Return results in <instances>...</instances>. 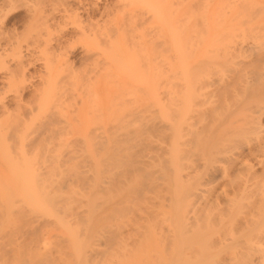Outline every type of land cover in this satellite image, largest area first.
<instances>
[{"label":"bare ground","instance_id":"obj_1","mask_svg":"<svg viewBox=\"0 0 264 264\" xmlns=\"http://www.w3.org/2000/svg\"><path fill=\"white\" fill-rule=\"evenodd\" d=\"M3 1L4 2L1 4L2 6L0 7V18H2V17L4 18L5 16H8V14H9L8 12L10 10L12 11L13 9H15L18 5L17 2L19 3L20 0L19 1L18 0H3ZM47 1H50V3L49 2L46 3ZM47 1L45 3H46V6L48 4L51 5V6L49 5L50 10L48 9V6L47 7L44 6L43 1H41V2L39 1V2H40V4L43 2L42 5L44 7H46L47 9H43L44 8L43 6H42V8H38V9H36L34 7H33V9H31L28 7L29 11H30V12L29 11L27 12V13H30L29 14V20H28L29 21L28 26L31 27L30 29H32V27L35 29L38 27L40 28L43 25L45 27H47L49 25L47 23H49L51 21L50 19H49L50 21L48 20V18L50 16H52L53 17L52 19H54V18H56V16H54L56 12H61V13L63 12L65 14L61 15L62 16L61 21H57V22L55 21L56 22L55 23L53 20V22H54V23L52 22L53 25L51 23L50 24H51V26L54 27V32L55 31L57 32V29H58V31H59V29L64 31V28L67 30V28H68L67 25H70V26H72L71 24L76 25L75 18L78 15V13L76 11L80 10V9H83V12L85 11V13L87 12L86 14H88V16L90 18V20H89L90 24L92 26H94L92 28V26L90 24H89L90 26L86 25L87 26L86 30L89 27L90 32L91 31L95 32V30H96L95 28H97V29L99 28L98 27L99 24H95L94 22H96V21L92 20V18H93L92 16H94V14H95L94 12L96 10H95V8H93L91 1L76 0L75 3L78 6H76L74 9H72L73 5H71L72 8H69V7H71V6H68L69 0H56V1L55 0L54 1L47 0ZM120 1H122V0H120ZM124 1L139 3L140 5L149 4V6H151V7H149L147 5L149 7V11L152 10V12H154V15H156V17L158 16L157 21L159 19L160 23L163 24L164 27L162 25L161 26L165 30L169 31L168 34L170 35V38L172 40V41H170L171 46L176 47V45L179 44V42H178L179 33L177 35V31H178L177 28L178 27L176 26V24H174V22H176L177 20L174 22L171 20L173 23L172 22L170 23V21H169V19H171L170 15L166 16V13H167L166 10L167 9H166V5H165L166 3L165 2H162L161 0H130V1L124 0ZM40 4H38V5H40ZM59 6H61V8ZM148 7H147V9H148ZM11 11H10V13H11ZM162 11H166V13H164ZM163 13L165 14L164 16H166V18H163L164 17ZM73 16H75V17L73 18ZM171 16H173V15H171ZM98 17H99V15H98ZM167 17H169V19ZM129 18H128V20H130ZM175 18L176 17H173L172 19H175ZM69 20L70 21L74 20V21L70 22ZM86 20H87V18H86ZM104 21H105V19H104ZM168 22L170 25H168ZM124 23H126V22H124ZM80 24H82V22ZM80 24H78V26ZM93 24H95V25H93ZM106 24H107V22H106ZM166 24H167V27L170 26V28L168 27V29H167ZM102 25H104V24H102ZM124 25L126 26V24H124ZM1 26H3V25H1ZM90 27L92 28V30L90 29ZM103 28H105V27L103 26ZM103 28L102 27L100 28L101 34H102ZM124 28H126V27H124ZM68 30L72 31L74 29H68ZM112 30H113V28H112ZM239 30H241V29H239ZM243 30L244 31L247 30L246 32H248V29H246V30L243 29ZM32 31H35V30H32ZM79 31L80 32L84 31V33L86 32L84 28H82ZM107 31H108V29H107ZM124 31L126 32V30H124ZM161 31H162V29H161ZM244 31H242L241 33H239V31L236 33V31H235L233 34L234 36L237 34L236 35L237 37L235 36L236 37L235 40H233L234 38H232L233 35L231 34V39H232V40L230 39L231 44H232V42L233 43L235 42L234 44H237V46H234V48H232V45L230 44L231 47L230 46L229 47L234 49V50L233 51H231V50L226 51V53L224 52L223 54L226 57L222 56L224 58V59L222 58L223 61H227V59H229V61H230V59L232 60L235 56H237L235 58H238V57H241L243 55V53H242V52H244L243 47L241 46L242 51H240L239 45H241L242 42L248 40L246 37L247 35H248L249 40H250V38L254 39V40H250V41H254L253 42L254 45L253 44L252 45L253 46L256 45L255 47L257 48V50L258 49L260 50V51H258L257 58L259 56H262V57H260L262 59L264 58V53H263L264 35L262 36V34H260V33H256V35L253 34L254 33L253 29L251 30L253 32L250 31L247 34H246V32L244 33ZM3 32L4 31L2 30L0 33H3ZM51 32H52V29H51ZM56 32H55V34H56ZM60 32H62V31H60ZM103 32L106 34L109 33L106 31H103ZM10 33H12V32H10ZM29 33H31V32H29ZM49 33H50V31H49ZM95 33H97V32H95ZM111 33H112V31H111ZM106 34H103L102 36L107 37ZM109 34H108V36L110 38L105 37L106 38L105 41L108 38L110 40H113L111 38L113 35L112 34L109 35ZM127 34L128 33L126 32V35ZM249 34H250V37H249ZM257 34H258V36H257ZM10 35H12V34H10ZM59 35H60V33H58V36ZM61 35H63V34H61ZM92 35H94V34H92ZM14 36H16V35L9 36L8 40L11 41V38ZM17 36H19V35H17ZM26 36H27V34H26ZM49 36L47 35V39H44V42H43L46 45V47L49 45L50 41L52 40ZM122 36H124V35H122ZM122 36H120V38ZM239 36L242 38L240 39ZM22 37H23V35H22ZM100 37H101V35H100ZM115 37H117V36H115ZM124 37L126 39V36H124ZM128 37L132 38L131 33H130V36H128ZM128 37H127V39H129ZM16 38H18V37H16ZM57 38L59 39V37H57ZM208 38H209V36H208ZM255 39H257V40L255 41ZM17 40H16V45H14V47L12 48L13 49L12 53H14V52L15 53L14 54L7 53V57L9 55H13V57H15V59L20 58V59H17V60H19L17 62H19V65L21 64V68H19V70H17V71H19L18 73L21 75L18 74V77L20 76V79L18 81H16L15 79H14L15 82L13 81V83L12 82L9 83L7 81L9 84L8 83L6 84L8 86L5 89V92H4L5 94L6 93L9 94L11 92L14 94L15 97L20 98V100H21L22 99L21 96L23 95V92L27 89V87L29 88V86H27L26 82H25V81L29 82V80L26 79L27 78L26 77L27 67L35 65L36 61H39L42 59L44 61V59H46V58L43 56H46V55H48V56L44 62L45 63V67H44L45 70L44 71H46V73L44 75L40 74L41 78H42L41 80H43L42 81L43 82L42 88H41L42 84L40 85V87H38L39 84H36L37 86L32 84V86H35V88L37 87L36 89L34 88V92H39V93H36L37 95L33 94L35 97L32 99L34 100L33 103H35V105L30 104L31 100L29 101V104H30L29 106L25 105L26 103L21 104V103L17 102V104H15V108L13 106V109H12V108L8 107L3 102V99L0 97V264H65L67 262L66 259L68 260V258H66L68 256L65 255L67 253L66 248L67 249L70 248V246L68 247L69 243H67L68 245H66V242L68 241V239L69 238L71 239V241L69 239L70 245L72 243L71 246H73V248L77 251L80 250V246H79L80 242L78 241L79 240L78 236H77L78 233L76 230V229H78V227L74 228L72 226L73 227L72 228L71 225L73 222L71 223L69 221L71 224L70 223L68 224V220H67V216H68L67 215L68 214L67 213V206L69 205V204H67L68 203L67 197L70 196L69 193H73L75 191L70 192V189H72L71 188L72 185L70 186L68 181H69V178L71 176L66 177V171L71 168V167L68 169L66 168V161H65L66 160V157H65L66 154H64L65 149H67V148H65V146L68 145V143H67L68 137L67 136H68L69 132L66 130L65 125H63L64 124L63 123L64 110L62 108L63 105L61 103V101L63 102V100H61V99H63V97H64V92H66L65 86H68L67 85L68 82H70V87H71V84L73 86L74 84H77V82H80L78 80H81L82 78L85 79L86 77H84L83 75L81 76V75L76 74L75 71L70 69L68 65L64 66L65 64L62 63L64 61H62V62L60 61L61 64L58 62L59 64L56 65L55 69H54L53 64H52L53 60H52L51 64H50V62L48 63V61H49L48 57L51 56V54L50 55L48 54L49 51L48 52L46 51V49L48 47L47 48L45 47L46 49H44V50L43 49L40 50L42 53L44 52V54L47 53L46 55L42 56L41 55L42 53L40 54L41 56L36 55L37 53L35 54V50L32 49L34 47L36 48V45H34L35 42L37 41V40H35V37L32 40V42L28 41L27 39L25 41H23V42H26V43H24L26 45L25 50H27L29 52L28 55H26V56H25V54L24 55L22 54V49H21L22 45L20 44L22 42V39L20 42L19 41L17 42ZM119 40H120V42H122L121 41L122 39H119ZM119 40H118V42H119ZM120 42H119V44H120ZM122 43H124V42H122ZM135 43H136V41H135ZM142 43H143V41H142ZM152 43H153V41H152ZM245 43H243V44H245ZM109 44H110V42H109ZM117 44L118 43H116V46L119 47V51H120L121 48H120L119 44L118 45ZM137 45L140 46L141 43L137 44ZM142 45H144V44H142ZM111 46H112V48H114L112 43H111ZM145 47H146V45H145ZM68 48H70V47L68 46ZM124 48L127 50L122 48V50H123L122 53L124 51H127V53H125L124 56H126V54L128 56V54L130 53L129 48H128V46L124 47ZM115 49L117 50L116 47H115ZM177 49L179 51V48H177ZM182 49H184V50H182ZM182 49H181L182 52L179 51V53H180L179 55H181L180 57H182V58L185 56L187 57V55L182 54V53H185V52H183V51H185V48L183 46H182ZM52 50H54V49H52ZM153 50L158 51L157 48H155ZM163 50H162V52H163ZM261 50H262V52H261ZM36 51H39V50H36ZM111 52H113V50ZM118 52H116L115 54H117ZM152 52H153V54H156V56L155 55H149V56H152L153 58L150 60H147L149 63L147 61L145 62L147 64V65L145 64V67L143 66L144 63L140 64L141 63L140 61H137V62H139V63H137V62H135L136 61L135 59L132 60V58L137 56L136 54L135 55L130 54V55L134 56V57H131L130 61L128 59H126L125 61L123 60L124 62H121L122 60L121 61L119 60V61L121 64L123 63L122 65L125 66L126 71L124 69L123 73H124V75L126 74L125 76H128V78L134 79L135 77L136 78L138 77V79H140L139 77L141 76V79H143L145 77L143 75H145L146 73L148 75H150L149 76L150 80L148 79L150 86H152L151 85V82H152L153 87H154V85L156 87L155 90L157 91V93H158L160 88H163L160 90L164 91V93L166 95V97H164V98L167 99V97H168V99H167L168 101H166L167 103H164V101L162 102L161 100L163 98L159 96L158 100H155V101H157L156 104L158 105V110H156V113L153 112L154 107H152L153 108L152 110L145 107L143 109L142 108L137 109V111H135L136 110L135 109L134 110L135 112L132 110L134 112V113L131 112L132 114H129L130 113L129 111H131V110H129L128 112L125 111L126 113H128L129 118L131 116L129 121H128V119H126L124 117V116L128 117L127 115L124 114L123 117L121 115L122 118L120 119V123H118V125L121 124L120 126H122V124H123L122 120H126V121H124V125H123L124 127H122L123 130L128 129V128H125V125H126V127L128 126L129 129H131V130L128 129L129 130L128 132H127V130L124 131L125 133L126 132L127 133L126 134L124 133L126 135V138L124 135L125 139H123V140H124V142L127 143V145H126V143H125V145H121V143H119V141H122V140L117 138V137H119V135L117 137H115L114 146L112 148V149H114V152L111 153L112 154V156H110L111 159L108 158V160H106L107 163L109 161L108 167L109 166L110 167H109L108 173L110 172L109 174H111V177H110L111 178V185H108L111 187L109 189L108 197L112 198L113 202H115V203L112 202V199H110V198L108 199L106 197L108 200L107 203H109L108 204L109 207H112L111 209L108 208L111 211V213H109V215H107V217L105 216V220H103L104 215H103V210H101L99 212L100 214L99 213L98 214L103 215V216H100V219L103 222L99 219V221H101V222L96 221V223H98V224H94V226L98 225L99 227L98 226L97 227L100 230H104L106 228V231H108L109 228L107 225H109L108 223H111L109 221L112 220V222H113V219H111V218H113V215L117 216L119 213H120V215H122L121 213H123L124 217L123 216H121V217L124 219H126L128 217L127 215H129V214L131 217H134L135 218L134 220H132L131 217H130L131 220L129 218H127L128 220L126 219L127 223H129V221H131L132 225L135 224V220L137 219L136 220L137 225L135 224L134 226H135V228L137 226V230L138 229L140 230L139 231L140 233L138 235L136 234L138 236V238L141 236L139 239L136 238L139 242L137 244L139 247L137 250H136V248H134L136 250V251L134 250L135 255H133V253H128L129 251L131 252V250H129L130 248L129 249L127 248V253L125 251V253L129 254V256L132 254L133 258L129 257L128 255L127 256L129 257L128 259H132L131 261H133L135 264H264V123L262 121V119L264 117V85L262 86L263 88L260 89V92H258V93L255 92L256 95L254 98H252L251 100L248 99V101H246L244 99L245 100L244 104L242 101V105H239L240 107H238L237 109H235L233 111H230L229 113L227 112V116L224 118V120L223 119L220 120V117H219V120H217L216 118H213V116L211 115L212 120L204 126H201V127L198 126L199 127L198 128L196 125V121H192L193 118L195 117L194 115H198L200 117L202 115V113L203 114L208 113V112L211 113V110H212V109L211 110L209 109V111H207V112H204V111L201 112V108H199V109L196 108V107H199L198 101H199L200 97L202 98L204 96L203 93L205 92V90L203 93L198 92L199 90L197 88L199 86V83L202 86L205 85V84H202L204 82H201L205 79V77H204L205 75L203 73L204 70H202L203 68L197 69L199 66H197L194 70L192 68V71L195 72V73L193 72L194 74H192L191 68H189V69L187 68L189 72L185 71L183 69V67H185V66L189 67L186 64V60L182 59L183 60V63H182L181 62L182 60L180 59L181 61L180 60L179 61L183 67H181V68L179 67V68L181 69V71L184 70V71H182L183 72L182 76H183V79L185 78L183 80V82L186 85L183 83L184 87L182 86L183 87L182 88L180 85V90H178L179 87H175V86L176 85L178 86L181 83L177 84V83H172V82L175 81V78H174L175 76H173V75L176 73L175 68L177 65H179V63L176 64L177 61H175V62L172 61L171 60L172 57L169 59L170 60L169 65H171L170 69L173 73L172 74L173 77L170 78V77H168L169 76L168 74H167L168 76H166L164 74V73L168 72V69H166L167 70L166 71L163 69V67L161 68V65H159L160 61H161L159 59H161V58H159L158 52H161V51L159 50L156 53H154V51H152ZM186 52L188 53V51H186ZM246 52H248V51L244 52L245 55H246ZM252 52H251V54L253 55L254 52L253 53ZM259 52H261L263 54H259ZM1 54H0V57L3 55V54L2 55ZM119 54L120 53H118V57H119ZM159 54L163 55V53H159ZM164 54H165V52H164ZM162 55H160V56H162ZM239 55H241V56H239ZM23 56H25L27 58L26 61H23V58H24ZM124 56H122V54L120 55V57H122V58ZM145 57H147V56H145ZM58 58H59V56H58ZM61 58H59V59L61 60ZM129 58H130V56H129ZM187 58H189V56ZM249 58H250V56H249ZM166 59H167V56H166ZM111 60H113V59H111ZM255 60H258V59H255ZM115 61H117V59L114 60V62ZM243 61H244V59H243ZM252 61H254V60H252ZM25 62H26V64H25ZM114 62L112 61L111 63L116 66V64H115L116 62L115 63ZM238 62H239V60H238ZM259 62H263V61H259ZM2 63H0V64H2ZM94 63H98L97 60ZM111 63H110V65H111ZM66 64H67V62H66ZM121 64H119L120 70L122 68ZM200 64H202L204 66L205 63L203 64V62H202ZM208 64L209 63H207V66H208ZM238 64L241 66V63H238ZM166 65H167V63H166ZM225 65H227V64H225ZM243 65H242V67L239 66L240 68L238 69L237 72H238V75L240 74V72H242V75H240L241 80H242V78H245V80L247 81V79H249L251 77V75L249 76L250 72L253 75L254 72H252V71H254V70L250 69V67H245ZM3 66H4V63H3ZM254 66H253V68H255ZM260 66H262V65H260ZM4 67H6V65ZM59 67H61V68H59ZM193 67H194V65H193ZM227 67H229V65ZM262 67H260V70ZM0 68H2V67L0 66ZM235 68H237V67H235ZM245 68H249L250 70L245 69ZM170 69H169V71H170ZM220 69H221L220 71H222V68H220ZM255 69H257V68H255ZM122 70H121V72H122ZM234 70L235 69L230 71V73L233 72ZM257 70H258L257 71L258 75L260 74V77H261L264 73L261 74V71L259 69H257ZM214 71L215 72H213V73L216 74L217 70L215 69ZM248 71H250V72H248ZM144 72H146V73H144ZM208 72L205 71L206 74H208ZM257 73H256V75H257ZM48 74L51 77L52 81L47 80L46 77H49V76H47ZM61 74L63 76L65 75V76L63 77ZM84 74H86V73H84ZM210 74H212V73H210ZM11 75H12V73H11ZM15 75H16V73H15ZM175 75H177V74H175ZM256 75H255V78H258V77H256ZM44 76H46V77H44ZM60 76H62V78ZM86 76H88V75H86ZM198 76H199V79H198ZM196 77H197V79H195ZM231 77H233V76H231ZM234 77H235V75H234ZM169 78L172 81L169 80ZM200 78H201V81H199ZM6 79L8 80V78H6ZM58 79H59V81H57ZM87 79H90V76H88ZM91 79H93V78H91ZM30 80H32V79H30ZM53 80H55V81L53 82ZM144 80L145 79H143V81ZM197 80L199 81V83ZM261 80H263V79L261 78ZM9 81H10V79H9ZM243 81H244V79H243ZM227 82H228V80H227ZM169 83L170 84L172 83L173 85H170ZM247 83L249 84L248 81H247ZM250 83H254V82H250ZM58 84L60 85V87ZM233 84L234 83H232V86H233ZM196 85H198V86H196ZM201 85L199 86L200 88H201ZM256 85H259V83ZM169 86H170V88H169ZM172 86H173V88L174 87L175 88L173 89ZM234 87H236V85ZM56 88H58V89L56 90ZM64 88H65V91H64ZM247 88H248V86H247ZM250 88H252V87H250ZM69 89H72V88H69ZM69 89H67V91ZM175 89H176V91H174ZM203 89H200V90L202 91ZM243 89H244V87H243ZM253 89H255V88H253ZM208 91H209V89H208ZM54 92H56V93H54ZM68 92H70V91H68ZM226 92H228V90ZM32 93H33V91H32ZM223 93L226 94L225 92H223ZM57 94H58V96L56 97ZM224 94H222V96H220V97H223ZM229 94H230V92H229ZM3 95H1V96H3ZM240 95H243V94H240ZM246 95H248V94H246ZM227 97L228 96H226V98ZM12 98L14 99V97H12ZM203 98H205V97H203ZM1 99H2V101H1ZM156 99H157V97H156ZM231 99H232V97H231ZM17 100H19V99H17ZM17 100H15V102ZM22 100H24V99H22ZM203 100L206 101V98L202 99L201 102ZM223 100L225 101V99H223ZM235 100L236 99H234L233 101H235ZM23 102H25V101H23ZM51 104H52V106H50ZM220 104H221V102H220ZM209 106H212V105H209ZM200 107H201V105H200ZM228 108H229V106H228ZM215 109H216V107L214 108V110ZM214 110H212V111L214 113H217ZM220 114L218 112L216 115L218 116ZM213 115H215V114H213ZM83 117H84V115H83ZM159 118H163L162 122L164 121V119H166L167 123H165L166 124L165 126L162 125L163 126L162 127L161 125L159 126V124L154 123L155 122L154 120L156 119V122H157V119H159ZM85 119H88V118H85ZM207 120L208 119H206V121ZM160 121H161V119H160ZM118 122H119V120H118ZM131 122H133L134 125ZM201 123H202V121H201ZM135 124L136 125L138 124V127L132 129L133 126H135ZM86 125H88V124H86ZM130 125L131 126L133 125L132 128H130L131 127ZM154 126H156V127L159 126V128L157 127V129H156V127H154ZM234 126L240 127L239 131H236L237 127H234ZM118 127H117V129H118ZM160 127H162V128H160ZM86 129L88 130V127H86ZM120 129H121V127H120ZM120 129H119V132H120ZM112 130H113V128H112ZM123 130L121 129V131H123ZM86 133H87V131H86ZM87 134H85V135H87ZM248 134H250L251 136H247ZM83 136H84V134H83ZM90 136H92V135H89V138H90ZM132 137L133 138H139L140 137L142 140L140 139L141 141L139 142L138 141L139 139H132ZM121 138H122V136H121ZM86 140H87V137H86ZM95 140H97V139H95ZM133 140H134V142H133ZM135 140H137L140 144H138V142H137L133 146L132 144L136 142ZM97 141H99V140H97ZM128 141H131V143L132 142L133 143L132 144L130 143V145H129ZM243 141H244V143H243ZM251 142L252 143L254 142V143L251 145L250 144ZM102 143H104V142H102ZM122 143H123V141H122ZM141 144H143L141 149L140 148L136 149V150L133 149V148L137 147V145L140 146ZM246 144L251 145L248 147L247 150H245L246 148H244L246 146ZM121 147H122V149H121ZM70 148H71L70 149L71 152H74V151H72V147H70ZM74 149L76 151V148H74ZM95 152H97V150ZM102 152H103V150H102ZM74 154H72V155H74ZM85 154H86V152H85ZM101 155L102 154H99L100 158H102ZM100 162H102L104 164L105 161L103 162L101 160ZM81 163H83V162H81ZM105 165H107V164H105ZM256 165L259 166V168H256L255 167ZM93 167H95V166H93ZM257 169H259V172ZM97 170L99 171V168L96 167L95 171L97 172ZM89 172H91V169ZM74 173H76V172H74ZM95 174H99V176H101V172L95 173ZM99 176L96 178L94 177V178L98 180ZM67 178H68V180H67ZM72 179H73V177H72ZM76 180H77V178L75 179V182H76ZM223 180L227 181V183H228V184L226 183L227 186L231 187L230 188L231 191L228 192V194L230 193V195L216 194V192H218L217 188L220 185H222ZM70 182H71V180H70ZM107 183H108V181H107ZM69 187H70V189L68 190ZM84 189H86V188H84ZM226 189H225V192L227 191ZM74 190H76V189L74 188ZM92 190H93V188H92ZM76 191H78V190H76ZM221 192H222V189H221ZM80 193H82V192H80ZM107 193H108V191H107ZM223 193H224V191H223ZM151 195H153V196H151ZM88 197H91V196H88ZM71 198H72V196H71ZM72 199H70L69 201H71ZM114 199L116 201H114ZM107 200H105V201H107ZM91 201L94 202V197ZM142 202L144 203L143 205L141 204ZM110 203L114 204V205H110ZM151 204H152V206H151ZM137 205H140V207L144 208V210L147 209L149 213L146 215L145 213H147V210L144 211ZM144 205H146V206H144ZM86 206H87V204H86ZM95 206H96V204H95ZM82 207H84V206H82ZM96 207H94V209ZM136 207L138 208V210ZM151 207H152V209L155 208V210H152ZM156 207H157L158 211L156 210ZM78 208H77V210H78ZM149 208L151 210H149ZM75 209H76V207H75ZM134 209H135V213L138 211H141V210L144 211L143 213H144L145 218H147V220L149 219V221H147L148 223L150 221L154 222V221H152V219H155V223H157L156 221H160V225H162L161 222L163 221L162 223L165 225H162V226L159 225L160 229H158L159 226H156L155 223L153 224L150 222L149 224H152V225L147 227V224H144L145 221L140 219L141 216H142V219H145L143 217V213L139 212L141 214V216L138 218H137V216L140 215L139 213H136V214H138L137 216H132L133 214L136 215L133 212ZM104 210H105L104 212H106V213L109 212V211H106V208ZM70 211H68V212L70 213ZM92 211H94V210H92ZM71 212L73 214L75 211L74 212L71 211ZM124 212H126V213H124ZM129 212H131L132 214ZM89 213H90V211H89ZM124 214H126V215H124ZM160 215H162L164 217L161 218ZM156 216H158V217L155 218ZM79 217H81V216H79ZM91 217H92V215H91ZM159 217L161 218V220ZM77 218L78 217H76V219ZM98 218L99 217L97 216L96 219L98 220ZM122 218H121L122 223H120L121 220H118L119 221L118 223L121 225L124 224V225H122L124 227H127V226L129 227V225L126 223V220L124 221ZM158 218H159V220H158ZM90 220H91V218H90ZM139 220H140V222L142 221L143 225L140 226V223L138 222ZM84 221H85V218H84ZM133 221H134V223H133ZM93 222H94V219H93ZM76 223H79V221L74 223V225L77 226L78 224H76ZM101 223L102 224L107 223V224L102 225ZM118 223H116V224H118ZM131 223H129V224H131ZM158 223H157V225H158ZM100 224H101V226H100ZM126 224H127V226H126ZM89 225H92V223ZM121 225L120 226L117 225V228L119 227L118 228L119 230L117 228L116 229H117V231H119V232L122 231V233H123L124 230H122V228L124 229V227H121ZM132 225H130V227ZM144 225H146V226H144ZM102 226H104V227H102ZM143 226L145 227V229ZM142 227H143V229H141ZM146 228H147V230L149 228V230L147 231ZM100 230L97 229V232L98 231L100 232V233L98 232L99 235L103 234V231L101 233ZM133 230H135V229H133ZM143 230H145L144 234L142 233ZM109 231H110V229H109ZM146 231H147V233H146ZM78 232H79V229H78ZM105 233L108 234L109 232H105ZM122 233L121 234L119 233L120 235L117 233L118 236H116L114 238H117V240H118V238L120 236L121 237V238H119L120 243H122L124 241V239L127 240L126 242H123V243L127 244V242H128V244L126 245L128 247L129 239L131 240V238H134V237H132V235H131V238H130V236L128 235V236H125L126 237L125 238L124 236H122L123 235ZM141 234H143V236ZM66 235H69L68 239H66ZM91 235H93V234H91ZM108 235L104 236L105 239H106V237H108ZM136 235H134V236H136ZM144 235H145V237H144ZM102 236L103 235H101V238H102ZM99 237L100 236H98V238ZM110 237H108V239ZM127 238H129V239H127ZM141 238H143V240H144L143 242H142ZM108 239H107L108 242H104L103 241L104 239H102L104 244L106 243L105 245L102 243L103 244L102 246L106 247V246H108L107 244H109L110 250H118L117 248L121 249L119 242L116 239L113 240L111 237L112 243H113V241H116V243L114 242L113 244L110 242L111 239H109V240ZM99 240H101V239H99ZM140 241H141V244H140ZM116 245H119V246H116ZM105 247H104V249H107V247L106 248ZM140 249L143 253H145L144 251L146 249V253L148 252L147 254H149V253L152 254L151 252H154L153 255H156L155 256L156 258L154 257L155 259L152 258V260L150 258H149L150 260L149 259L148 260H146V259L141 260L140 256H142L143 253L142 254L137 253L138 250H139L138 252H140ZM143 249H144V251H143ZM102 250L103 249H101V251ZM72 251H73V249L70 250L69 252H72ZM104 251H106V250H104ZM121 251L123 252L122 249H121ZM114 253H116V252H114ZM108 254H110V253L108 252ZM119 254H117V255H119ZM136 254H138V255L136 256ZM143 255L145 256V254H143ZM124 256H126V255H124ZM69 257L71 258V256H69ZM108 258L109 257H107V259ZM107 259H106V261H107ZM91 261H92V259H91ZM134 263L127 262L126 264H134Z\"/></svg>","mask_w":264,"mask_h":264},{"label":"rangeland","instance_id":"obj_2","mask_svg":"<svg viewBox=\"0 0 264 264\" xmlns=\"http://www.w3.org/2000/svg\"><path fill=\"white\" fill-rule=\"evenodd\" d=\"M19 1V0H18ZM21 1V2H20ZM19 3L17 2V7L15 9H13L10 13V11L8 12V16H5L4 18H0V24L3 25L1 26L0 25V30L4 31L3 33H0V54L2 55L0 58V63H4V66L6 65V67L3 66V63L0 64V66L2 68H0V97L3 99V102L10 108L13 109V106L15 108V104L18 103H21V104H25V105H30V104H34L33 103V99L35 95H37L36 93H39V92H34V88L35 86H37L36 84H39L38 87H40V85L43 83L41 80V75H44L46 73L45 70V60L47 59V56L46 54H44V52L42 53L40 50L41 49H46V51L48 52V54L53 57H48V63L52 62L53 64V67L55 69V66L58 65L59 63L61 64L62 62L63 64H65L64 66H69L70 69L74 70L76 74L78 75H83L84 77H86L85 79L82 78L81 80H78L80 82H77V84H74L72 86L71 84V87H70V82L67 83L68 86H65L66 88V92H64V97L63 99V102L61 101L62 103V108L64 110V116H63V125H65L66 127V130L69 132L68 134V145L65 146V151H64V154L65 157H66V168H70V169H66V177H70L69 178V185L71 186L72 185V189H70V187L68 188V190L70 189V192H73V193H69L70 194V198L67 197V200H68V203L69 204L67 206V220H68V224L71 222L72 225L71 227L73 226L74 228H77L79 229V232H78V229L77 230V236H78V241L81 243H79V246H80V250L77 251L73 248L72 243L70 245V242H69V235H66V239H68V241L66 242V245H68L67 243H69L68 247L70 246V248H66V258H68V260L66 259V263L65 264H126L127 262H132L134 263L133 261H131L132 259H128L129 257H132V254L129 256V254H126L127 253V248L129 250H131V252L129 251L128 253H133L138 249V234L140 233L139 229L137 230V226L135 228V224L137 223L136 220H135V224L132 225L131 221H129V223H127V218L130 219V214L127 215L128 217L126 219L122 218L121 216H123V213H121L122 215H120V213L116 216V215H113V222L112 220L109 221L111 223H108L109 225L108 228V231H106V228L104 230H100L97 226H94V224H98L96 223V221H99L100 219V216H103L104 215V219L105 220V216L107 217V215H109V213H111V211L109 209H111L112 207H109V203L107 198L109 199L110 197H108L109 195V189L111 186H108V185H111V174L108 173V170H109V161L108 163L106 162V160H108V158L111 159L110 156H112L111 153L114 152V149L113 146H114V140H115V137H117L119 135V137H117L118 139L122 140V141H119V143H121V145H125L126 142H124L123 139L126 138V133L131 130L129 129V127L125 125V128H128L126 129L127 132L125 133L124 131H126L125 129L123 130L122 127H124V121L126 120H122L123 124L122 126L118 125V123H120V119L125 115H127L128 117L124 116L126 119H128V121L130 120L129 118V115L128 112L129 111L130 113L129 114H132L131 112H133L135 109V111H137V109H143V108H149V109H153L152 107H154L153 109V112L156 113V110H158V105L156 104L157 101L155 100H158V97H162L163 99L161 100L162 102L164 101V103H167L166 101H168V97L167 99H165L164 97H166L165 93L163 90H160V89H163V88H160L158 93L157 91L155 90V85L153 87V84L151 82V85L150 86V83L148 81V79L150 78L146 72L145 76L143 79H145L143 81V79H141V76L139 77L140 79H138V77L132 79V78H128V76H125L123 71L125 69V66L122 65L120 63L121 62H124L126 59H128L129 61L131 60V57H134L132 56L133 54L137 55L135 56L133 59H135L137 61H140L142 63H144V67H145V62L147 60H150L152 59L153 57L152 56H149V55H155L156 54H153L152 51H154V53L158 52L159 50L161 52H158V55H159V60L160 61V64L161 65V68L163 67L164 70L168 69V72L164 73L166 76L172 78L173 76H175V81L172 82V83H181L179 84L178 86L174 85L175 87H179L178 90H180V85L181 87L183 85V76H182V71H188L189 68H191V73L194 74L195 72L192 71V68L193 70L199 66L197 69L199 68H203L202 70H204V77L205 79L203 81H201V78L199 81L201 82H204L202 84H205V85H201L199 83V86L201 85V88L198 86V92H205L203 93V97L206 98V101H202V99H205V98H201L199 99L198 101V106L199 107H196L197 109L201 108V112L204 111V112H207L209 111V109L211 110H214V108L216 107V109L214 110L215 112H219L220 115H216L217 113H214L212 110H211V113L208 112V113H202V115L199 117L198 115H194L195 117L193 118L192 121H196V125L197 127H201V126H204L206 125L207 123H209L211 120H212V117L211 115L213 116V118H216L217 120H219V117H220V120H224V118L227 116V112L229 113L230 111H233L235 109H237L238 107H240L239 105H242V101H243V104L245 103V100L248 101V99H252L255 97V92H260V89L263 88L262 86L264 85V74L260 77V74L258 75L257 73V69L260 70V67L261 68V74L264 73V58H260L262 56H259L257 58V55H258V51H260L259 49L257 50V48L254 45V41H250V40H254L252 38H248V35L246 36L247 37V41H244V42H240L241 45H239V49L240 51H242V47H243V51H248L246 52V55L244 52L243 55H239L241 57H238V58H235L237 56H235L232 60L230 59H227V61H223L222 58L223 57H226L223 53L226 51H233L234 49V46H237V44H234L232 42L231 44V34L233 35L234 32L236 31V33L239 31V33H241L242 31H244L243 29H248V32H250L252 29L254 30V33L256 35V33H260L262 34V36L264 35V0H161L162 2H165L166 4V11H162L164 13H166V16L170 15V18L167 17L170 21V23L173 21H176L174 22V24H176V26L178 27L177 28V35L179 33V44L176 45V47H172L171 46V38H170V35L168 34L169 31L165 30L163 27V24L160 23L159 19L157 21V17L156 15H154V12H152V10L149 11V4H142L140 5L139 3H134V2H126L124 0L120 1V0H88V1H91L92 3V6L93 8H95V14L94 16H92V20L96 21L94 22L95 24H99L98 25V29L95 28V33L94 31L90 32L89 31V27L88 29L86 30L87 26H90V18L88 16V14L85 13V11L83 12V9H80V10H77L76 12L78 13L77 17L75 18V22H76V25L75 24H71L72 26L70 25H67L68 28L67 30L64 28V31L63 30H60L58 31L57 29V32L55 34L54 32V27L51 26V24L53 25V23L56 21H61V15L62 14H65V13H61V12H56L54 16H56V18L52 19L53 17L50 16L48 18V21L49 24L47 27H45L44 25L41 26L40 28H33L30 29L31 27L28 26L29 24V14L30 13H27L29 11V8L33 9L36 8H42V3L44 4V6H46V3H50V1H47V0H20ZM43 1L41 4L40 2ZM47 1V2H46ZM54 1V0H52ZM51 1V2H52ZM56 1V0H55ZM76 0H69L68 2V6H71L73 5V8L72 6L69 7V8H72L74 9L76 6H78L76 3H75ZM118 1V2H117ZM124 1V2H123ZM130 1V0H129ZM4 1L3 0H0V7L2 6L1 4L3 3ZM38 2V3H37ZM46 2V3H45ZM40 4V5H38ZM96 4V5H95ZM33 5V6H32ZM35 5V6H34ZM50 4H48V9L50 10V7H49ZM140 5V6H139ZM149 7H148V6ZM43 6V7H44ZM46 6V7H47ZM51 6V5H50ZM62 6V5H61ZM61 6H59L61 8ZM29 7V8H28ZM46 7H44L43 9H47ZM148 7V9H147ZM63 8V7H62ZM107 9V10H106ZM58 11V10H57ZM30 12V11H29ZM58 13V14H57ZM163 13V16L165 15ZM99 15V17H98ZM101 15V16H100ZM173 15V16H171ZM76 16V15H75ZM73 16V18L75 17ZM84 16V17H83ZM131 16V17H130ZM135 16V17H134ZM166 16H164L163 18H166ZM130 17V18H129ZM173 17H176L175 19H172ZM26 18V19H25ZM82 18V19H81ZM87 18V20H86ZM128 18L130 20H128ZM133 18V19H132ZM4 19V20H3ZM56 19V20H55ZM58 19V20H57ZM105 19V21H104ZM135 19V20H134ZM25 20V21H24ZM54 20V22H53ZM91 20V21H92ZM98 20V21H97ZM128 20V21H127ZM133 20V21H132ZM166 20V19H165ZM172 20V21H171ZM70 21V20H69ZM74 21V20H73ZM73 21H70V22H73ZM79 21V22H78ZM101 21V22H100ZM189 23H188V22ZM2 22V23H1ZM53 22V23H52ZM55 22V23H56ZM82 22V24H80ZM89 22V23H88ZM93 22V21H92ZM98 22V23H97ZM103 22V23H102ZM107 22V24H106ZM126 22V23H124ZM167 22V21H166ZM172 22V23H173ZM51 23V24H50ZM84 23V24H83ZM131 23V24H130ZM188 23V24H187ZM12 24V25H11ZM46 24V25H47ZM78 24H80L78 26ZM90 24V25H89ZM93 24V25H95ZM104 24V25H102ZM126 24V26L124 25ZM128 24V25H127ZM160 24V25H159ZM74 25V26H73ZM87 25V26H86ZM106 25V26H105ZM123 25V26H122ZM163 27H162V26ZM168 25L169 22H168ZM66 26V27H67ZM81 26V27H80ZM92 26V25H91ZM103 26L105 28H103ZM110 28H109V27ZM175 26V25H174ZM29 27V28H28ZM45 27V28H44ZM94 26H92L93 28ZM96 27V26H95ZM103 28L102 29V34H101V29L100 28ZM107 27V28H106ZM120 27V28H119ZM122 27V28H121ZM126 27V28H124ZM135 27V28H134ZM161 27V28H160ZM170 28V26H168ZM167 27V24H166V28L168 29ZM82 28L85 29V33L84 31H79L81 30ZM92 28L90 27V29L92 30ZM113 28V30H112ZM176 28V27H175ZM5 29V30H4ZM47 29V30H46ZM50 29V30H49ZM51 29H52V32H51ZM68 29H74V30H68ZM106 29V30H105ZM108 29V31H107ZM116 29V30H115ZM162 29V31H161ZM241 29V30H239ZM250 29V30H249ZM7 30V31H6ZM28 30V31H27ZM32 30H35V31H32ZM112 33H111V31ZM123 30V31H122ZM126 30V32L128 33L126 35V32L124 31ZM238 30V31H237ZM0 31V32H1ZM15 31V32H14ZM48 31V32H47ZM50 31V33H49ZM62 31V32H60ZM89 31V32H88ZM103 31H106V32H109L108 34L109 35H113L111 38L113 40H110L108 34L104 33ZM165 31V32H164ZM247 31V30H246ZM244 31V33L246 32ZM16 35L14 37L11 38V41L8 40L9 36H12V35ZM14 32V33H13ZM31 32V33H29ZM40 32V33H39ZM75 32V33H74ZM88 32V33H87ZM120 32V33H119ZM246 32V34L248 33ZM253 32V31H251ZM20 33V34H19ZM35 33V34H34ZM58 33H60V35L58 36ZM77 33V34H76ZM83 33V34H82ZM100 33V34H99ZM116 35H115V34ZM123 33V34H122ZM130 33H131V37H128L130 36ZM235 33V34H236ZM27 34V36H26ZM63 34V35H61ZM94 34V35H92ZM99 34V35H98ZM103 34H106L107 37H109L106 41L105 39L107 38L106 36H102ZM134 34V35H133ZM252 34V33H251ZM19 35V36H17ZM23 35V37H22ZM37 35V36H36ZM47 35L52 39H50V43L49 45L46 47V45L43 43L44 42V39H47ZM92 35V36H91ZM101 35V37H100ZM117 37H115V36ZM124 35L126 36V39L124 36H122L120 38V36ZM237 35V34H236ZM235 35V36H236ZM33 36V37H32ZM62 36V37H61ZM64 36V37H63ZM85 36V37H84ZM177 36V37H178ZM209 36V38H208ZM233 35L232 38H234L233 40H235V37ZM258 36V34H257ZM18 37V38H16ZM25 37V38H24ZM29 37V38H28ZM35 37V40H37L35 42L34 45H36V48H32L33 50H35V54L36 55H39V56H43V55H46V56H43L45 57L46 59H43L42 60H39V61H36L35 65H32V66H28L27 67V71H26V79L29 80L28 81H25L26 82V85L29 86V88L27 87V89L23 92V95L21 96L22 99L24 100H20V98H17L14 96L13 93H4L5 92V89L8 85H6L8 82H12L14 81V79L16 81H18L20 79V76L18 77V72L17 70H19V68H21V64L19 65V60L17 59H20V58H16L13 57V55H9L7 57V53L11 54L13 51V47L14 45H16V40L17 42L21 41L22 39V42L20 43L22 45V54L25 56L28 55V51L25 50L26 49V45L24 43L26 42H23L25 41L26 39L28 41H31L34 39ZM48 37V38H49ZM59 37V39L57 38ZM61 37V38H60ZM106 37V38H105ZM127 37L130 39H127ZM172 37V36H171ZM240 37V36H239ZM249 37H250V34H249ZM31 38V39H30ZM37 38V39H36ZM57 40H55V39ZM103 38V39H102ZM116 38V39H115ZM170 38V39H169ZM212 38V39H211ZM242 37H240L241 39ZM4 39V40H3ZM13 39V40H12ZM119 39H122L121 41L124 42L128 48H129V54L127 56H124L125 53H127V51H124L122 53V48L125 49L124 47H127L124 43L120 42ZM126 41H125V40ZM133 39V40H132ZM173 39V38H172ZM231 39V40H230ZM239 39V38H238ZM41 40V41H40ZM110 40V41H109ZM120 44H119V42ZM129 40V41H128ZM136 43H135V41ZM143 43H142V41ZM215 40V41H214ZM257 39H255L256 41ZM8 41V42H7ZM27 41V42H28ZM54 41V42H53ZM113 41V42H112ZM133 41V42H132ZM141 41V42H140ZM153 41V43H152ZM205 41V42H204ZM230 41V42H229ZM10 42V43H9ZM58 42V43H57ZM110 42V44H109ZM115 42V43H114ZM139 42V43H138ZM207 42V43H206ZM246 42V43H245ZM248 42V43H247ZM9 43V44H8ZM30 43V42H29ZM62 43V44H61ZM111 43L113 44V47L111 46ZM116 43L119 44L121 50L119 51V47L116 46ZM144 44V45H137V44ZM229 43V44H228ZM245 43V44H243ZM251 43V44H250ZM8 44V45H7ZM39 44V45H38ZM109 44V45H108ZM115 44V45H114ZM117 44V45H118ZM154 44V45H153ZM232 45V48L231 45ZM253 44V45H252ZM42 45V46H41ZM57 45V46H56ZM146 45V47H145ZM166 45V46H165ZM181 47H180V46ZM41 46V47H40ZM68 46L70 48H68ZM111 46V47H110ZM135 46V47H134ZM144 46V47H143ZM182 46L185 48V53H182L183 55H187V57L189 56V58H186L185 57H180L181 55H179V51H181L182 49ZM230 46V47H229ZM242 46V47H241ZM247 46V47H246ZM38 47V48H37ZM46 47V48H45ZM115 47L117 48V50L115 49ZM139 47V48H138ZM143 47V48H142ZM190 47V48H189ZM4 48V49H3ZM65 48V49H64ZM136 48V49H135ZM146 48V49H145ZM157 48L158 51H155L153 49ZM159 48V49H158ZM179 48V51L178 49ZM181 48V49H180ZM229 48V49H228ZM54 49V50H52ZM164 49V50H163ZM169 49V50H168ZM246 49V50H245ZM36 50H39V51H36ZM70 50V51H69ZM113 50V52H111ZM127 50V49H125ZM163 50V52H162ZM184 50V49H182ZM54 51V52H53ZM62 51V52H61ZM110 53H109V52ZM119 51V52H118ZM188 51V53L186 52ZM254 52V54L252 55L251 52ZM40 52V53H39ZM52 52V53H51ZM106 52V53H105ZM116 52L120 53L119 54V57H118V53L115 54ZM165 52V54H164ZM176 52V53H175ZM182 52V51H181ZM252 52V53H253ZM257 52V53H256ZM262 52V50H261ZM259 52V54H263L264 53V49H263V53ZM15 53V52H14ZM12 53V54H14ZM27 53V54H26ZM39 53V54H38ZM42 53V54H41ZM159 53H163L162 54H159ZM168 53V54H167ZM241 53V54H242ZM41 54V55H40ZM122 54V56H124L123 58L120 57V55ZM132 54V55H130ZM170 54V55H169ZM172 54V55H171ZM256 54V55H255ZM61 55V56H60ZM106 55V56H105ZM110 55V56H109ZM162 55V56H160ZM177 55V56H176ZM182 55V56H183ZM246 57H245V56ZM252 55V56H251ZM255 55V56H254ZM12 56V57H11ZM23 56V61H26L27 58ZM57 56V57H56ZM61 58V60L58 58ZM130 56V58H129ZM147 56V57H145ZM166 56H167V59H166ZM195 56V57H194ZM223 56V57H222ZM250 56V58H249ZM64 57V58H63ZM115 57V58H114ZM127 57V58H126ZM169 57V58H168ZM172 57V61H177V63H179V65L176 66V73L177 75H173L172 76V71L170 69V66L169 65V62H170V58ZM244 57V58H243ZM253 57V58H252ZM14 58V59H13ZM50 58V59H49ZM108 58V59H107ZM110 58V59H109ZM145 58V59H144ZM214 58V59H213ZM260 58V59H259ZM113 59V60H111ZM114 62V60H116ZM165 59V60H164ZM174 59V60H173ZM183 59V60H186V64L187 66L189 67H183L180 63V61ZM221 59V60H220ZM224 59V58H223ZM244 59V61H243ZM255 59H258L259 61H263V62H259L258 60H255ZM67 60V61H66ZM97 62L98 63H94V62ZM109 60V61H108ZM120 60V61H119ZM124 60V61H123ZM180 60V61H179ZM183 60L181 61L183 63ZM214 60V61H213ZM239 60V62H238ZM254 60V61H252ZM61 61V62H60ZM114 62L116 64V66L114 64H112L111 62ZM209 61V62H208ZM218 61V62H217ZM220 61V62H219ZM59 62V63H58ZM67 62V64H66ZM69 62V63H68ZM111 65H110V63ZM133 62V61H132ZM131 62V63H132ZM134 62V63H135ZM148 62V61H147ZM164 62V63H163ZM185 62V61H184ZM204 64V66L200 63ZM227 62V63H226ZM233 62V63H232ZM244 62V63H243ZM255 62V63H254ZM257 62V63H256ZM72 63V64H71ZM121 64L122 68V72L120 70V66L119 64ZM139 63V62H137ZM149 63V62H148ZM167 63V65H166ZM190 63V64H189ZM207 63L208 66H207ZM236 63V64H235ZM238 63H241V66L238 64ZM244 65H243V64ZM247 63V64H246ZM249 63V64H248ZM26 64V62H25ZM94 64V65H93ZM118 64V65H117ZM125 64V63H124ZM185 64V65H186ZM198 64V65H197ZM227 64V65H225ZM235 64V65H234ZM257 64V65H256ZM71 65V66H70ZM113 65V66H112ZM147 65V64H146ZM166 65V66H165ZM181 65V66H180ZM194 65V67H193ZM222 65V66H221ZM229 65V67H227ZM231 65V66H230ZM245 66V67H250V69H253L254 71L252 72H256L253 75L251 74L250 71V74L249 76L251 75V77L249 79H247V81L249 82V84L247 83V81L245 80V78H242L241 80V77L240 75H242V72H240V74L238 75V69L240 67ZM247 65V66H246ZM249 65V66H248ZM255 65V66H254ZM262 65V66H260ZM201 66V67H200ZM220 66V67H219ZM240 66V67H239ZM253 66L255 68H253ZM62 67V66H61ZM59 67V68H61ZM183 67L184 70L181 71L180 68ZM210 67V68H209ZM237 67V68H235ZM259 67V68H258ZM94 68V69H93ZM160 68V69H161ZM188 68V69H187ZM205 68V69H204ZM209 68V69H208ZM222 68V71H220ZM94 71H93V70ZM170 69V71H169ZM187 69V70H186ZM196 69V70H197ZM208 69V70H207ZM217 70L216 71V74L213 73L215 72L214 70ZM233 69H235L233 72L230 73V71H232ZM243 69V68H242ZM245 69H248L250 70L249 68H245ZM263 69V70H262ZM147 70V69H146ZM219 70V71H218ZM241 70V69H240ZM15 71V72H14ZM126 71V69H125ZM167 71V70H166ZM205 71H209L208 74L205 73ZM21 72V71H20ZM89 72V73H88ZM92 74H91V73ZM189 72V71H188ZM194 72V73H193ZM199 72V71H198ZM236 72V73H235ZM12 73V75H11ZM14 73V74H13ZM16 73V75H15ZM66 73V72H65ZM64 73V74H65ZM83 73V74H82ZM86 73V74H84ZM185 73V72H184ZM212 73V74H210ZM260 73V72H259ZM32 74V75H31ZM38 74V75H37ZM91 74V75H90ZM168 74V75H167ZM197 74V73H196ZM202 74V73H201ZM200 74V75H201ZM21 75V74H19ZM35 75V76H34ZM62 75V74H61ZM90 76V79H87L88 76ZM164 75V76H165ZM199 75V74H198ZM207 75V76H206ZM235 75V77H234ZM255 75L256 77L258 78H255ZM12 76V77H11ZM15 76V77H14ZM49 76V74L47 75ZM63 76V75H62ZM62 76H60L62 78ZM65 76V75H64ZM63 76V77H64ZM142 76V77H143ZM202 76V75H201ZM200 76V77H201ZM210 76V77H209ZM233 76V77H231ZM238 76V77H237ZM254 76V77H253ZM17 77V78H16ZM46 77V76H44ZM59 77V76H58ZM209 77V78H208ZM229 77V78H228ZM240 77V78H239ZM8 78V80L6 79ZM48 81H52L51 77H46ZM60 78V79H61ZM93 78V79H91ZM169 78V80H171ZM261 78L263 80H261ZM10 79V81H9ZM32 79V80H30ZM51 79V80H50ZM84 79V80H83ZM180 79V80H179ZM197 79V77L195 78ZM198 79H199V76H198ZM209 79V80H208ZM232 79V80H231ZM236 79V80H235ZM244 79V81H243ZM56 80V79H55ZM53 80V82L55 81ZM90 82H89V81ZM141 80V81H140ZM150 80V79H149ZM228 80V82H227ZM230 80V81H229ZM253 80V81H252ZM8 81V82H7ZM59 81V79L57 80ZM172 81V80H171ZM170 81V82H171ZM214 81V82H213ZM226 81V82H225ZM238 81V82H237ZM258 81V82H257ZM15 82V81H14ZM87 82V83H86ZM236 82V83H235ZM246 84H245V83ZM250 82H254V83H250ZM257 82V83H256ZM8 83V84H9ZM31 83V84H30ZM170 84V85H173V84ZM187 83V82H186ZM197 83V84H198ZM232 83L233 86H232ZM242 85H241V84ZM259 83V85H256V84ZM263 83V84H262ZM35 85V86H32ZM79 84V85H78ZM185 84V83H184ZM225 84V85H224ZM248 84V85H247ZM252 84V85H251ZM54 85V84H53ZM59 85V84H58ZM62 85V84H61ZM66 85V84H65ZM83 85V86H82ZM186 85V84H185ZM236 85V87H234ZM248 88H247V86ZM250 85V86H249ZM255 85V86H254ZM43 84L41 85V88H42ZM56 86V85H55ZM54 86V87H55ZM210 86V87H209ZM221 86V87H220ZM238 86V87H237ZM5 87V88H4ZM58 87V86H57ZM60 87V85H59ZM58 87V88H59ZM72 88V89H69V88ZM174 87V88H175ZM182 87V88H183ZM206 87V88H205ZM234 87V88H233ZM244 87V89H243ZM252 87V88H250ZM257 87V88H256ZM37 88V87H36ZM35 88V89H36ZM56 88V90L58 89ZM65 88H64V91H65ZM170 88V86H169ZM173 88V86H172ZM171 88V89H172ZM173 88V89H174ZM204 88V89H203ZM247 88V89H246ZM255 88V89H253ZM67 89H69L68 92ZM168 89V88H167ZM177 89V88H176ZM176 89L174 91H176ZM200 89H203L202 91ZM209 89V91H208ZM246 89V90H245ZM177 90V91H178ZM183 90V89H182ZM228 90V92H226ZM259 90V91H258ZM33 91V93H32ZM211 91V92H210ZM243 91V92H242ZM222 92V93H221ZM223 92H225L226 94H224ZM230 92V94H229ZM247 92V93H246ZM56 93V92H54ZM59 93V92H58ZM161 93V94H160ZM201 93V94H202ZM208 93V94H207ZM4 94V95H3ZM158 94V95H157ZM223 97H220L222 96ZM237 94V95H236ZM240 94H243V95H240ZM248 94V95H246ZM3 95V96H1ZM6 95V96H5ZM157 95V96H156ZM33 96V97H32ZM58 96V94L56 95V97ZM207 96V97H206ZM215 96V97H214ZM225 96V97H224ZM226 96H228L226 98ZM4 97V98H3ZM14 97V99L12 98ZM157 97V99H156ZM219 97V98H218ZM232 97V99H231ZM237 97V98H236ZM247 97V98H246ZM55 98V97H54ZM216 98V99H215ZM1 99V101H2ZM19 99V100H17ZM213 99V100H212ZM225 99V101L223 100ZM234 99H236L235 101H233ZM245 99V100H244ZM15 100H17L15 102ZM31 100L30 104H29V101ZM65 100V101H64ZM67 100V101H66ZM240 100V101H239ZM20 101V102H19ZM25 101V102H23ZM45 101V100H44ZM221 102V104H220ZM226 102V103H225ZM28 103V104H27ZM38 103V102H37ZM43 103V102H42ZM208 104V105H207ZM201 105V107H200ZM209 105H212V106H209ZM237 107H236V106ZM52 106V104L50 105ZM215 106V107H214ZM229 106V108H228ZM81 107V108H80ZM214 107V108H213ZM232 107V108H231ZM84 109V110H83ZM207 109V110H206ZM133 110V111H132ZM150 110V111H151ZM218 110V111H217ZM126 111V112H125ZM134 111V112H135ZM222 111V112H221ZM124 112V113H123ZM133 112V113H134ZM86 113V114H85ZM215 115H213V114ZM85 118H88V119H85L83 117V115ZM224 114V115H223ZM66 115V116H65ZM122 115V117H121ZM211 118H209L208 116ZM222 115V116H221ZM217 116V117H216ZM162 117V116H161ZM203 117V118H202ZM207 117V118H206ZM200 118V119H199ZM208 119L206 121V119ZM161 119V121H160ZM119 120V122H118ZM163 118H159L157 119V122H156V119L154 120L155 122L154 123H157L159 124V126L161 125H166L165 123H167L166 119H164V121L162 122ZM73 121V122H72ZM166 121V122H165ZM191 121V120H190ZM200 121V122H199ZM202 121V123H201ZM263 123H264V117L262 119ZM71 122V123H70ZM152 122V121H151ZM159 122V123H158ZM199 122V123H198ZM205 122V123H204ZM88 125H86V124ZM133 124V122H131ZM139 123V122H138ZM240 123V122H239ZM84 124V125H83ZM127 124V123H126ZM156 124V125H157ZM200 124V125H199ZM116 125V126H115ZM129 125V124H128ZM134 125V124H133ZM132 125V126H133ZM152 125V124H151ZM239 125V124H238ZM237 125V126H238ZM119 126V127H118ZM131 126V125H130ZM132 126L130 128H132ZM159 126H157L159 128ZM237 126H234V127H237ZM86 127H88V130L86 129ZM90 127V128H89ZM110 127V128H109ZM118 127V129H117ZM123 131H121V129ZM138 127V124L135 126H133L132 129L134 128H137ZM156 127V126H154ZM156 127V129H157ZM163 127V126H162ZM160 127V128H162ZM198 127V128H199ZM113 128V130H112ZM239 128L240 127H237L236 131H239ZM119 129H120V132H119ZM87 133H86V131ZM84 133H83V132ZM110 132V133H109ZM123 132V133H122ZM72 133V134H71ZM107 133V134H106ZM125 133V134H124ZM84 134V136H83ZM87 134V135H85ZM103 134V135H102ZM111 136H110V135ZM116 134V135H115ZM89 135H92L90 136L89 138ZM124 135H125V138H124ZM102 136V137H101ZM108 136V137H107ZM110 136V137H109ZM122 136V138H121ZM247 136H251L250 134H248ZM70 137V138H69ZM86 137H87V140H86ZM99 140H95V139ZM99 138V139H98ZM74 139V140H73ZM76 139V140H75ZM92 139V140H91ZM132 139H139L138 141L140 142L142 139L139 137V138H133ZM141 139V140H140ZM107 140V141H106ZM104 143H102V142ZM132 141V140H131ZM131 141H128V144L130 145ZM136 142H134L133 140V146L134 144H136L138 141L135 140ZM144 141V140H143ZM138 142V144H140ZM75 143V144H74ZM144 143V142H143ZM244 143V141H243ZM254 143V142H253ZM252 142L250 143L251 145L253 144ZM100 144V145H99ZM120 145V146H121ZM127 145V143H126ZM142 145L141 144L140 146L137 145V147L133 148L134 150L136 149H141L142 148ZM249 144H246V146L244 148H246L245 150L248 149L249 146H251ZM75 146V147H74ZM78 146V147H77ZM91 146V147H90ZM94 148H93V147ZM103 146V147H102ZM136 146V145H135ZM72 147V151L74 152H71V148ZM111 147V148H110ZM69 148V149H68ZM76 148V151L75 149ZM83 148V149H82ZM93 148V149H92ZM105 148V149H104ZM109 149V150H108ZM122 149V147H121ZM97 150V152H95ZM103 150V152H102ZM113 150V151H112ZM82 151V152H81ZM86 154H85V152ZM99 151V152H98ZM101 151V152H100ZM108 151V152H107ZM69 152V153H68ZM75 153V154H74ZM83 153V154H82ZM74 154V155H72ZM99 154H102L100 158ZM75 156V157H74ZM96 156V157H95ZM74 157V158H73ZM95 157V158H94ZM104 162V164L102 162H100L101 160ZM109 159V160H110ZM80 161V162H79ZM93 163H92V162ZM68 162V163H67ZM83 162V163H81ZM81 163V164H80ZM91 163V164H90ZM68 164V165H67ZM79 164V165H78ZM107 164V165H105ZM76 165V166H75ZM86 165V166H85ZM95 166V167H93ZM96 167L99 168V171L97 170V172L95 171L96 170ZM256 168H259V166H255ZM76 169V170H75ZM83 169V170H82ZM91 169V172H89ZM82 170V171H81ZM258 172H259V169H257ZM76 173H74V172ZM93 171V172H92ZM86 172V173H85ZM99 173L101 172V176H99V174H95V173ZM103 172V173H102ZM71 175H70V174ZM90 173V174H89ZM92 173V174H91ZM74 176H73V175ZM86 174V175H85ZM69 175V176H68ZM76 175V176H75ZM97 175V176H96ZM87 176V177H86ZM90 176V177H89ZM99 176V179H95L96 177ZM73 177V179H72ZM89 177V178H88ZM95 177V178H94ZM77 178L76 182H75V179ZM93 178V179H92ZM101 178V179H100ZM92 179V180H91ZM68 180V178H67ZM71 180V182H70ZM73 180V181H72ZM86 180V181H85ZM108 181V183H107ZM224 181V180H223ZM222 181V185H220L217 189L218 192H216V194H223V195H230V193L228 194V192L231 191V187L230 186H227V181ZM75 182V183H74ZM72 183V184H71ZM85 183V184H84ZM110 183V184H109ZM227 183V184H226ZM78 184V185H77ZM83 184V185H82ZM68 185V186H69ZM75 185V186H74ZM80 185V186H79ZM83 186V187H82ZM85 186V187H84ZM227 186V187H226ZM88 187V188H87ZM109 187V188H108ZM74 188L76 190H74ZM79 188V189H78ZM83 188V189H82ZM86 188V189H84ZM93 188V190H92ZM224 188V189H223ZM227 188V189H226ZM83 191H82V190ZM108 189V190H107ZM221 189H222V192H221ZM225 189L227 190L225 192ZM88 191V192H87ZM108 191V193H107ZM224 191V193H223ZM79 192V193H78ZM82 192V193H80ZM85 192V193H84ZM87 192V193H86ZM91 192V193H90ZM67 193V194H68ZM76 193V194H75ZM214 193V192H213ZM68 194V195H69ZM72 194V195H71ZM106 194V195H105ZM67 195V196H68ZM74 195V196H73ZM87 195V196H86ZM93 195V196H92ZM72 196V198H71ZM88 196H91V197H88ZM105 196V197H104ZM150 196V195H149ZM153 196V195H151ZM86 197V198H85ZM94 197V202L91 201ZM107 197V198H106ZM69 198V199H68ZM85 198V199H84ZM89 198V199H88ZM70 199H72L71 201H69ZM80 199V200H79ZM88 199V200H87ZM112 199V198H110ZM107 200V201H105ZM91 201V202H90ZM110 201V200H109ZM114 201H116L114 199ZM150 201V200H149ZM71 202V203H70ZM111 202V201H110ZM112 202H113V199H112ZM111 202V203H112ZM152 202V201H151ZM83 203V204H82ZM110 205H114V204H111ZM115 203V202H113ZM75 204V205H74ZM87 204V206H86ZM96 204V206H95ZM142 205L144 204L143 202L141 203ZM147 204V203H146ZM77 205V206H76ZM141 205V206H142ZM150 205V204H149ZM84 206V207H82ZM140 207V205H137ZM146 206V205H144ZM152 206V204H151ZM72 207V208H71ZM76 207V209H75ZM79 207V208H78ZM94 207H96L94 209ZM114 207V206H113ZM143 207V206H142ZM69 208V209H68ZM74 208V209H73ZM78 208V210H77ZM84 208V209H83ZM106 208V211H109L108 213L104 212ZM109 208V209H108ZM135 208V207H134ZM137 208V207H136ZM141 208V207H140ZM166 208V207H165ZM108 209V210H107ZM142 210H144V208H141ZM152 209V207H151ZM149 208V210H151ZM159 209V208H158ZM162 209V208H161ZM75 211L73 214L71 211ZM94 210V211H92ZM97 210V211H96ZM103 210V215H99L100 211ZM138 210V208H137ZM138 211L136 213H143L144 211ZM152 210H155V208H153ZM156 210H157V207H156ZM70 211V213L68 212ZM90 211V213H89ZM158 211V210H157ZM161 211V210H160ZM132 212V211H131ZM129 212V213H131ZM135 213V209L133 211ZM132 212V213H133ZM81 213V214H80ZM93 213V214H92ZM99 213V214H98ZM126 213V212H124ZM131 213V214H132ZM135 213V214H136ZM139 213V214H140ZM148 210H147V213H145L146 215L148 214ZM72 214V215H71ZM102 214V213H101ZM70 215V216H69ZM75 215V216H74ZM92 215V217H91ZM126 215V214H124ZM138 214L136 215H132V216H137ZM74 216V217H73ZM81 216V217H79ZM90 216V217H89ZM97 216L99 217L98 220L96 219ZM120 216V217H119ZM140 215L137 216L140 217ZM71 217V218H70ZM76 217H78L76 219ZM118 217V218H117ZM124 217V216H123ZM143 217L145 218L144 216V213H143ZM158 216H156L155 218H157ZM160 217H164L162 215H160ZM159 217V218H160ZM84 218H85V221H84ZM91 218V220H90ZM121 218L125 221L126 220V223L129 225V227H124L122 225L124 224H119L118 220H121ZM158 218V220H159ZM160 218V220H161ZM75 219V220H74ZM93 219H94V222H93ZM132 220H134L135 218L134 217H131ZM130 219V220H131ZM141 220H144V224H147V227L151 226L152 224H149L147 221H149V219L147 220V218L145 219H142V216L140 218ZM90 220V221H89ZM101 220V219H100ZM107 220V219H106ZM115 220V221H114ZM70 221V222H69ZM79 223H76L78 224L77 226L74 225L75 222H78ZM84 221V222H83ZM102 221V220H101ZM99 221V222H101ZM152 221L154 222H151V223H155V219H152ZM87 222V223H86ZM103 222V221H102ZM140 223V226L143 225L142 221L140 222V220L138 221ZM147 222V223H146ZM158 223H155L156 226H159L160 225V221H156ZM163 222V221H162ZM161 222L162 225H165ZM70 223V224H71ZM92 225H89L91 224ZM114 223V224H113ZM118 223V224H116ZM120 223H122V220L120 221ZM124 223V222H123ZM134 223V221H133ZM142 223V224H141ZM83 224V225H82ZM102 224V223H101ZM100 224V226H101ZM104 224H107V223H104ZM102 224V225H104ZM116 224V225H115ZM82 225V226H81ZM89 225V226H88ZM117 225L121 227H124V229L122 228L123 233L122 231L119 232L117 231ZM130 225H132L130 227ZM137 225V224H136ZM160 225V226H162ZM76 226V227H75ZM89 228H88V227ZM92 226V227H91ZM110 226V227H109ZM139 226V227H140ZM146 226V225H144ZM143 226V227H144ZM160 226L158 227V229H160ZM72 227V228H73ZM80 227V228H79ZM82 227V228H81ZM104 227V226H102ZM143 227L141 229H143ZM92 228V229H91ZM101 228V227H100ZM117 228V229H116ZM90 231H88V230ZM92 231H91V230ZM94 229V230H93ZM97 229L101 231H103V235L102 238H101V235L98 234L97 232ZM112 229V230H111ZM131 229V230H130ZM135 229V230H133ZM145 229V227H144ZM116 230V231H115ZM119 230V229H118ZM127 230V231H126ZM147 230V228H146ZM149 230V228H148ZM147 230V231H148ZM81 231V232H80ZM95 231V232H94ZM114 231V232H113ZM137 231V232H136ZM144 231L143 230V234H144ZM146 231V233H147ZM89 232V233H88ZM105 232H109L108 234L105 233ZM125 232V233H124ZM100 233V232H99ZM122 233L123 235L122 236H130L131 238V235L132 237L134 238H131V241L129 238V245L128 247L126 246L128 244H125L123 242H126L127 240L124 239V241L122 243L119 242V238H121L119 236L118 240L117 238H114L116 236H118V234ZM129 233V234H128ZM134 233V234H133ZM145 233V234H146ZM93 234V235H91ZM106 234V235H105ZM113 234V235H112ZM119 234V235H120ZM137 234V235H136ZM143 234H141L143 236ZM87 235V236H86ZM108 237H112V239H116L118 242H119V245L121 247V249L123 250V252L121 251L120 248H117L118 250H110L109 249V244H107L108 246L107 249H104L105 246H102L104 244V242H108L107 239L108 237H105L104 236H107ZM136 235V236H134ZM98 236H100L98 238ZM158 236V235H157ZM111 237L109 239H111ZM145 237V235H144ZM143 237V238H144ZM123 238V237H122ZM126 238V237H125ZM137 238V239H136ZM143 238H141L142 242L144 241ZM101 239V240H99ZM102 239H104L102 241ZM108 239V240H109ZM112 239H111V243H112ZM135 241H134V240ZM106 240V241H105ZM122 240V239H121ZM120 240V241H121ZM71 241V239H70ZM101 241V242H100ZM137 241V242H136ZM116 243V241H113V243ZM103 243V244H102ZM112 243V244H113ZM106 244V243H105ZM104 244V245H105ZM111 244V245H112ZM118 244V243H117ZM140 244H141V241H140ZM163 244V243H162ZM119 245H116V246H119ZM143 245V244H142ZM53 246V245H52ZM51 246V247H52ZM141 246V245H140ZM67 247V246H66ZM105 247V248H106ZM142 247V246H141ZM140 247V248H141ZM96 248V249H95ZM133 250H132V249ZM136 248V250L134 249ZM73 249V253L72 252H69L70 250ZM101 249H103L101 251ZM112 249V248H111ZM97 250V251H96ZM106 250V251H104ZM135 250V251H134ZM110 254H108V252ZM126 251V253H125ZM139 251V250H138ZM137 253H143L140 249V252ZM144 251V249H143ZM101 252V253H100ZM116 252V253H114ZM145 253V256L142 254L141 257V260L143 259H146L148 260L149 258L152 260V258H154L156 255H153L154 252H151L152 254H147L146 253V249L144 251ZM85 253V254H84ZM90 255H89V254ZM120 253V254H119ZM123 253V254H122ZM98 254V255H97ZM119 254V255H117ZM147 254V255H146ZM100 255V256H99ZM109 255V256H108ZM126 255V256H124ZM129 257H128V256ZM138 254H136L137 256ZM71 256V258L69 257ZM84 256V257H83ZM102 256V257H101ZM104 256V257H103ZM148 256V257H147ZM150 256V257H149ZM100 259H99V258ZM107 257H109L107 259ZM118 257V258H117ZM124 259H123V258ZM135 257V256H134ZM88 258V259H87ZM92 261H91V259ZM102 258V259H101ZM105 258V259H104ZM133 258V257H132ZM156 258V257H155ZM154 258V259H155ZM99 259V260H98ZM107 259V261H106ZM119 259V260H118ZM149 259V260H150ZM87 260V261H86ZM89 260V261H88ZM103 260V261H102ZM134 260V259H133ZM81 261V262H80ZM119 261V262H118ZM84 262V263H83ZM86 262V263H85ZM151 262V261H150ZM135 264V263H134Z\"/></svg>","mask_w":264,"mask_h":264}]
</instances>
